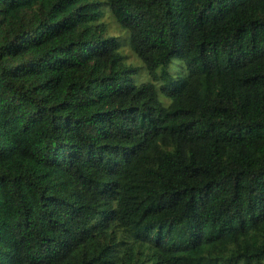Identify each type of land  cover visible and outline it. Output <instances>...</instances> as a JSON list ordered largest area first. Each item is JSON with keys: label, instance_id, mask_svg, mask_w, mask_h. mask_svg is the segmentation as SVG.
<instances>
[{"label": "trees", "instance_id": "16d2710c", "mask_svg": "<svg viewBox=\"0 0 264 264\" xmlns=\"http://www.w3.org/2000/svg\"><path fill=\"white\" fill-rule=\"evenodd\" d=\"M0 264H264V0H0Z\"/></svg>", "mask_w": 264, "mask_h": 264}, {"label": "rangeland", "instance_id": "374dc122", "mask_svg": "<svg viewBox=\"0 0 264 264\" xmlns=\"http://www.w3.org/2000/svg\"><path fill=\"white\" fill-rule=\"evenodd\" d=\"M105 21L108 23V26H109L108 30L110 34H122L123 33L122 29L119 27L114 17L109 12H107L105 16ZM125 50L129 54L130 62H133L135 64H141L140 59L128 47H126Z\"/></svg>", "mask_w": 264, "mask_h": 264}]
</instances>
